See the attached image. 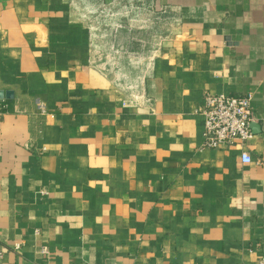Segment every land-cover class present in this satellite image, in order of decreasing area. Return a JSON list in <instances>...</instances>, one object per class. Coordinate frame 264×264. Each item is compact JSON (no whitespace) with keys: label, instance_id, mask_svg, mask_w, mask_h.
<instances>
[{"label":"crops","instance_id":"0c3cea01","mask_svg":"<svg viewBox=\"0 0 264 264\" xmlns=\"http://www.w3.org/2000/svg\"><path fill=\"white\" fill-rule=\"evenodd\" d=\"M139 1L144 32L124 0H0V264H264V0ZM117 5L122 48L161 39L123 86L78 15ZM205 93H253L250 164L202 147Z\"/></svg>","mask_w":264,"mask_h":264},{"label":"rangeland","instance_id":"374dc122","mask_svg":"<svg viewBox=\"0 0 264 264\" xmlns=\"http://www.w3.org/2000/svg\"><path fill=\"white\" fill-rule=\"evenodd\" d=\"M124 1L122 8H127V11L123 15L133 23L127 27H125L124 22H120V5L113 9L99 8L97 11H92L91 9L80 8L78 11L79 18L88 25L91 31L96 63L100 67L109 66L115 69L117 83L122 86L125 84L123 82L124 76L123 78L121 75L118 76V70H133L137 73L136 78H143L152 57L158 51L161 39L152 42L151 37L148 36V41H144L141 48L138 49V46L132 44V47L125 49L116 39L118 31L125 27L129 32L136 29L144 32L151 24L150 17L155 14L154 17L159 18L158 14H164V11L152 12V7L149 8L144 1ZM130 35L133 38V34L130 33Z\"/></svg>","mask_w":264,"mask_h":264},{"label":"built area","instance_id":"2783aa9c","mask_svg":"<svg viewBox=\"0 0 264 264\" xmlns=\"http://www.w3.org/2000/svg\"><path fill=\"white\" fill-rule=\"evenodd\" d=\"M204 103L198 109V115L203 119L204 149L228 150L239 147L242 164H250L251 157L244 149L254 137L251 130L253 93L243 96L223 94H204ZM38 109L44 114V107L38 103ZM20 244L14 245V250L20 249ZM47 254L46 251H43Z\"/></svg>","mask_w":264,"mask_h":264},{"label":"water","instance_id":"95a60500","mask_svg":"<svg viewBox=\"0 0 264 264\" xmlns=\"http://www.w3.org/2000/svg\"><path fill=\"white\" fill-rule=\"evenodd\" d=\"M11 96H12V94L11 93H9V92H7V93H3V92H0V100H2V99H9V98H11ZM252 126V125H251Z\"/></svg>","mask_w":264,"mask_h":264}]
</instances>
